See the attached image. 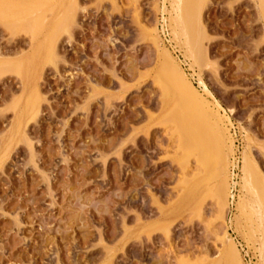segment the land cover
<instances>
[{
	"label": "rangeland",
	"instance_id": "374dc122",
	"mask_svg": "<svg viewBox=\"0 0 264 264\" xmlns=\"http://www.w3.org/2000/svg\"><path fill=\"white\" fill-rule=\"evenodd\" d=\"M61 1L72 4L75 21L66 18L47 36L36 29L38 57L0 72V264H208L223 257V234L243 264H264V209L236 225L234 184L220 216L217 155L209 151L207 170H195L204 143L181 142L176 120L189 109L157 77L159 48L142 30H156L159 47L202 95L200 73L212 96L202 95V110L221 107L237 163L249 148L264 186V0H204L207 61L193 70L163 0ZM25 29L0 25L6 58L29 53ZM26 67L37 97L22 92ZM19 96L29 101L21 113ZM231 168L236 182L239 170Z\"/></svg>",
	"mask_w": 264,
	"mask_h": 264
},
{
	"label": "bare ground",
	"instance_id": "6f19581e",
	"mask_svg": "<svg viewBox=\"0 0 264 264\" xmlns=\"http://www.w3.org/2000/svg\"><path fill=\"white\" fill-rule=\"evenodd\" d=\"M54 1L60 2L57 4V11L55 14L53 13V16H49L47 14L50 12L46 14V10L49 9L51 11L53 9L55 3L52 5V9H50L51 6L49 5ZM69 1L70 0H67L66 4H68ZM112 1L114 2V0ZM163 3V11L167 14V22H165L167 23L173 38L184 51L183 54L189 59V68L193 70L195 67H200L203 62L205 63V61H207L206 50L202 44L204 33L202 28V8L204 6V0H163ZM263 3L264 2L260 1L259 9L262 18L264 19ZM71 5L64 6V3L61 0H0V25L5 26L12 32L15 31V29L22 27L23 30L25 28H31L29 30L32 33L29 47L30 51L25 57L23 56L24 58L8 59L2 54V52H0V72L3 73L4 69H12V65L15 67L18 65L20 66L24 59H27L28 63H32L40 54L38 43L36 42V34L38 32H36V29H45V35L47 36V33H50L55 28L58 29V26H62L66 18L70 19L69 21H75V11L71 8ZM57 29L55 31H58ZM142 30L153 44L159 48L161 61L159 64L160 67L157 71V77L167 82L169 88L177 90L180 94L179 97L183 106L189 109L187 117L180 114L177 116L176 120L180 130L179 133L181 134L180 137H182L181 142L186 140L188 142L190 137L193 138L194 136H199L204 143V147H197L195 149V170H207L209 151H212L217 155L218 163L215 167L216 170H213V173H216L217 177L215 186L212 187V191L216 199L215 201L219 206L220 216L223 217L228 198H235L231 193V187H233L234 184L239 185L237 201L235 204L237 212L233 217L235 218V222L238 221V219L240 220L243 215L245 216L247 212L250 215L254 214L255 209L258 208L256 206H260L264 209V186L261 182L262 177H260L261 174H259L258 169L255 166L256 164H254L249 148L241 151L239 157L240 163L238 164V157L234 154L235 145L233 143L232 134L228 129L230 121L227 116L223 114L224 111H221V107L216 102L214 104L216 107L215 112H205L202 110L205 106H202V108L200 106L204 101L201 99L202 95L210 96L208 89L202 85L203 82L200 73L197 75L198 83L202 86V95L198 93V90H196L195 86L187 78L182 66L173 58L170 51H168L167 48L159 47L160 42H158L159 40L156 35V30H149L144 26L142 27ZM54 49L53 45L52 50ZM21 80L23 84L22 92L24 94L31 92L34 97H37V84L35 83L34 74L29 68L27 69L26 67V69L22 71ZM22 92L21 96H23ZM21 96H19L20 101L19 99L16 100L17 102L19 101V103H17L18 108L15 107L18 109V113H21L29 102L27 98L22 100ZM210 97L212 98V96ZM31 103V114L36 116L39 114L37 113L38 109L36 100ZM32 117L30 116V118ZM201 123H204V125L201 126ZM231 167H236L239 170V173L237 174L238 180H236V182L232 179L234 174L230 171ZM199 179L200 172L197 171L194 173L193 180L197 183ZM262 212L264 213V211ZM248 218L246 219L248 220ZM236 225H238V223ZM262 226L264 227V223ZM242 227L243 226H241V228ZM243 233L244 235L248 234L245 232H242L241 234ZM250 237L251 235H249V237L247 235L245 240L248 238L251 239ZM220 240L222 246L221 255L223 257L211 260L208 264H243L239 249L232 239L226 234H223Z\"/></svg>",
	"mask_w": 264,
	"mask_h": 264
},
{
	"label": "built area",
	"instance_id": "2783aa9c",
	"mask_svg": "<svg viewBox=\"0 0 264 264\" xmlns=\"http://www.w3.org/2000/svg\"><path fill=\"white\" fill-rule=\"evenodd\" d=\"M232 191H233V189H232Z\"/></svg>",
	"mask_w": 264,
	"mask_h": 264
}]
</instances>
